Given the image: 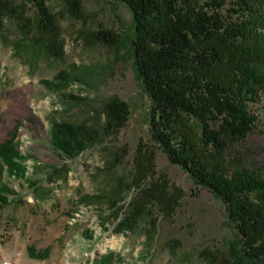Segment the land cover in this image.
<instances>
[{"label": "trees", "instance_id": "16d2710c", "mask_svg": "<svg viewBox=\"0 0 264 264\" xmlns=\"http://www.w3.org/2000/svg\"><path fill=\"white\" fill-rule=\"evenodd\" d=\"M119 1L133 15L132 59L150 100L151 141L171 163L224 203L238 234L237 250L229 256L204 250L202 257L211 264H237L238 259L264 264V177L227 155L230 142L245 140L259 125L260 114L254 106L259 104L264 111V0ZM65 3L69 15L86 24L89 17L81 0ZM5 20L15 22L21 38L32 40L34 47L39 45L55 59L63 58L57 16L43 0H0V29ZM114 37L107 29L79 33L85 42L99 40L109 47L117 44ZM102 69L70 65L41 83L58 95L63 111H70L90 101L73 94L71 85L96 87L102 73L107 74ZM129 118V104L112 96L83 120L51 118L50 142L65 159L105 146L116 167L129 154L117 144ZM213 124L219 129H212ZM137 148L128 179L80 199L81 203L108 206L114 220H119L117 234L134 230L151 209L172 216L183 197L166 175L158 176L154 148L142 142ZM25 159L12 139L0 144V208L15 193L2 179L3 172L24 178ZM51 169L59 179L66 175L60 168ZM123 187L135 190L125 210L119 205ZM29 251L32 257H47L46 250L30 247ZM102 260L108 264L111 255Z\"/></svg>", "mask_w": 264, "mask_h": 264}, {"label": "rangeland", "instance_id": "374dc122", "mask_svg": "<svg viewBox=\"0 0 264 264\" xmlns=\"http://www.w3.org/2000/svg\"><path fill=\"white\" fill-rule=\"evenodd\" d=\"M43 1L57 16L63 58L55 59L39 45L34 47L32 40L21 38L15 22L5 20L0 29V144L12 139L16 150L27 158L22 162L24 178L2 174L15 193L0 208V264H107L102 260L107 254L111 255L108 264H211L202 257L204 250L228 256L235 252L238 234L224 203L171 163L151 141L150 100L132 59L134 20L130 9L119 0H81L89 17L83 24L69 15L65 0ZM100 29L114 34V47L79 39L83 30ZM70 65L108 71L102 73L96 87L71 85L73 94L90 101L63 111L58 95L41 82ZM112 96L130 107L129 121L117 142L129 153L123 164L113 167L105 146L88 149L75 159L59 156L50 142V119L83 120ZM262 100L264 103V96ZM254 109L260 114L259 125L245 140L230 142L227 155L264 177V111L259 104ZM211 128L218 130L219 125ZM140 142L154 148L158 176L166 175L170 186L179 188L183 197L172 216L151 209L134 230L117 234L119 220H114L108 206L81 203L80 199L128 179ZM51 167L66 175L59 179ZM134 194V189L123 187L119 205L124 210ZM30 247L46 250L47 257H32Z\"/></svg>", "mask_w": 264, "mask_h": 264}]
</instances>
